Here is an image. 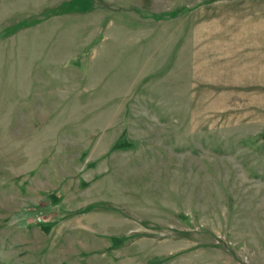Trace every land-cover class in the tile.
<instances>
[{
  "label": "rangeland",
  "instance_id": "rangeland-1",
  "mask_svg": "<svg viewBox=\"0 0 264 264\" xmlns=\"http://www.w3.org/2000/svg\"><path fill=\"white\" fill-rule=\"evenodd\" d=\"M0 264H264V0H0Z\"/></svg>",
  "mask_w": 264,
  "mask_h": 264
}]
</instances>
